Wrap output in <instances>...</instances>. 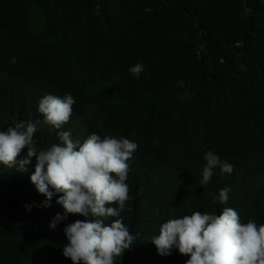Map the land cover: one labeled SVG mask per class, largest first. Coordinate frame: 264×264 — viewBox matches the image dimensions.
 Listing matches in <instances>:
<instances>
[{
  "label": "trees",
  "instance_id": "obj_1",
  "mask_svg": "<svg viewBox=\"0 0 264 264\" xmlns=\"http://www.w3.org/2000/svg\"><path fill=\"white\" fill-rule=\"evenodd\" d=\"M137 63L139 79L129 72ZM66 93L76 100L70 120L41 124L38 148L58 143L57 131L138 144L121 216L139 237L117 264H185L151 242L170 217L231 207L264 224V0H0V131L42 119L39 99ZM202 149L233 172L214 169L200 185ZM35 162L26 172L0 166V264H73L63 228L85 217L49 229L64 210L55 196L35 206L45 200L30 181ZM226 186L227 203H214Z\"/></svg>",
  "mask_w": 264,
  "mask_h": 264
},
{
  "label": "clouds",
  "instance_id": "obj_2",
  "mask_svg": "<svg viewBox=\"0 0 264 264\" xmlns=\"http://www.w3.org/2000/svg\"><path fill=\"white\" fill-rule=\"evenodd\" d=\"M11 62H16L15 57ZM143 71L141 63L129 68L137 79ZM178 85L186 87L183 80ZM75 103L71 93L45 94L37 109L42 119L13 121L6 131H0V166L26 172L35 157L30 181L45 196L41 205L35 206L48 207L55 196L64 210L51 218L49 229L66 221L68 214L85 217L64 226L66 243L62 255L73 264H117V258L139 237V233L130 232L121 216L129 199L128 161L138 144L126 137L101 136L96 132L81 141L73 139L70 131H57L58 143L38 148L34 141L38 127L44 124L49 131L62 129L70 120ZM25 147L27 150L21 155ZM202 151L206 163L200 185L211 182L214 169L219 168L221 176L233 172V165L221 160L213 150ZM230 191L227 186L220 189L218 195H212L213 202L226 204ZM33 206L26 203L25 211L30 212ZM110 217L116 219L106 223ZM151 242L161 256L178 250L188 257L185 264H264V224L258 225L252 219L243 222L231 207H223L219 214L193 211L170 217L159 225Z\"/></svg>",
  "mask_w": 264,
  "mask_h": 264
}]
</instances>
